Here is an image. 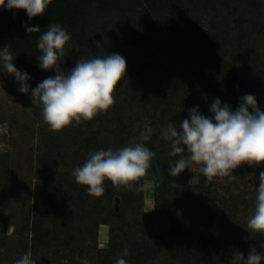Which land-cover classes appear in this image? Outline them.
<instances>
[{
  "label": "trees",
  "instance_id": "obj_1",
  "mask_svg": "<svg viewBox=\"0 0 264 264\" xmlns=\"http://www.w3.org/2000/svg\"><path fill=\"white\" fill-rule=\"evenodd\" d=\"M51 23L71 36L65 73L80 58L112 53L126 59L127 72L109 111L61 132L49 129L36 105L43 133L32 204L15 234L8 236L0 220V252L7 248L13 262L30 254L36 264H114L125 247L128 264H244L237 251L264 253V235L247 229L264 164L240 166L236 180L207 183L189 169L172 177L178 157L161 139L162 128H179L193 107L211 117L215 98L235 111L252 94L264 111V0H52L31 20L25 11L0 8V48L8 46L17 69L31 76L30 92L55 71L39 67L41 33L24 25L45 31ZM141 133L150 135L144 143L155 153L142 191L106 182L94 197L75 181L73 170L90 153L139 142ZM147 182L154 185L152 210L145 207ZM102 226L106 248L99 246Z\"/></svg>",
  "mask_w": 264,
  "mask_h": 264
},
{
  "label": "clouds",
  "instance_id": "obj_2",
  "mask_svg": "<svg viewBox=\"0 0 264 264\" xmlns=\"http://www.w3.org/2000/svg\"><path fill=\"white\" fill-rule=\"evenodd\" d=\"M52 0H0V8L22 10L29 20L43 16ZM29 34L41 33L36 47L39 67L44 71H55L54 77H47L34 89L31 99L42 110L43 122L53 132H61L73 124L91 121L100 113H106L115 104V92L127 72L126 59L117 53L80 58L75 67L65 73L61 69L65 50L70 47L71 36L58 23H51L45 31L38 26L24 25ZM101 52L103 48L96 43ZM10 48H0V61L7 74L15 77L20 85L18 91H30L31 76L17 69ZM211 117L200 114L197 107L189 111V118L182 120L179 128L168 123L162 128L161 139L171 146L169 156L178 157L170 168V176L178 177L185 169L202 174L207 183L219 177L236 180L233 171L240 166L259 167L264 164V111L260 109L254 95L241 98L233 111L229 105L215 98L210 106ZM150 135L141 133L139 142L133 141L124 147L108 150L99 149L89 154L83 166L73 170L75 181L86 188L87 193L101 197L105 183L113 187L142 191L152 167L155 153L144 142ZM193 176L190 183H194ZM255 206L250 211L247 229L264 235V171L259 174ZM173 187H178L173 182ZM129 249L125 247L114 264H128L125 259ZM237 259L244 264H262L264 253L250 249L247 257L237 251ZM13 264H36L30 254H24ZM63 264H68L65 260ZM87 264V261H84Z\"/></svg>",
  "mask_w": 264,
  "mask_h": 264
},
{
  "label": "rangeland",
  "instance_id": "obj_3",
  "mask_svg": "<svg viewBox=\"0 0 264 264\" xmlns=\"http://www.w3.org/2000/svg\"><path fill=\"white\" fill-rule=\"evenodd\" d=\"M19 87L15 77L7 74L0 61V220L8 226V236L27 223L32 204L30 191L35 185L34 169L43 133L35 118L36 105L32 103L31 92L22 94ZM145 207L148 210L154 208L151 182L145 184ZM99 233V246L106 248L108 228L102 226ZM163 262L167 261L157 264ZM0 264H13L7 248L0 252Z\"/></svg>",
  "mask_w": 264,
  "mask_h": 264
},
{
  "label": "water",
  "instance_id": "obj_4",
  "mask_svg": "<svg viewBox=\"0 0 264 264\" xmlns=\"http://www.w3.org/2000/svg\"><path fill=\"white\" fill-rule=\"evenodd\" d=\"M116 209H119V199L116 200Z\"/></svg>",
  "mask_w": 264,
  "mask_h": 264
}]
</instances>
